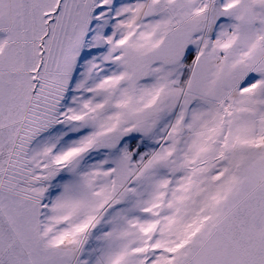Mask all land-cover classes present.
I'll return each mask as SVG.
<instances>
[{
	"label": "snow or ice",
	"instance_id": "1",
	"mask_svg": "<svg viewBox=\"0 0 264 264\" xmlns=\"http://www.w3.org/2000/svg\"><path fill=\"white\" fill-rule=\"evenodd\" d=\"M0 264H264V0H0Z\"/></svg>",
	"mask_w": 264,
	"mask_h": 264
}]
</instances>
